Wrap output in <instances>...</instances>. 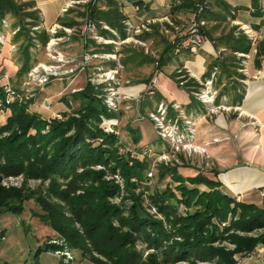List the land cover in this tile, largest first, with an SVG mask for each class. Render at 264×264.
Instances as JSON below:
<instances>
[{
  "label": "trees",
  "instance_id": "1",
  "mask_svg": "<svg viewBox=\"0 0 264 264\" xmlns=\"http://www.w3.org/2000/svg\"><path fill=\"white\" fill-rule=\"evenodd\" d=\"M201 1L180 0L171 6L170 12L191 13L206 22L231 13L228 4L218 0L219 13L208 8L207 2L197 15L196 4ZM134 4L140 6L141 1ZM258 5L259 0H252V8ZM68 13L62 20L65 25L73 26L79 18H85L104 22L122 37L125 35L124 17L117 0H89L80 10L71 9ZM8 18L13 20V40H20L19 69L27 71L34 61L30 47L38 43L44 48L50 35L42 27V18L32 1L0 0L1 29L6 30L4 21ZM210 31L205 28L206 38L215 46L218 42L225 47L228 55L208 63L206 76L218 66L222 75L230 77L236 72L232 65L236 60L234 53H247L251 40L243 32L234 35L235 28L215 38ZM185 35L166 42L163 62L179 52L191 53ZM104 47L108 50L111 46ZM263 58L264 36L256 46V67ZM2 73L0 69V79ZM4 86L0 83L2 102ZM241 86L235 82L232 89L239 92ZM241 96L236 94V99H232L240 102ZM64 98L67 100V96ZM71 99L79 105L64 120L43 118L29 111L26 103L15 101L1 106L0 114L6 118L0 124V208L20 212L23 202L34 198L42 211L40 219L57 231L71 249L94 264H240L238 255L252 254L258 246L264 249V204L236 201L235 196L222 189L218 172L212 176L203 172L183 176L176 168L164 173L168 175L164 188L144 196L137 189L147 181V160L137 158L129 150L120 151L117 134L105 132L101 126V121L113 113L88 82ZM129 129L134 144H138L140 135ZM19 175L26 180L47 182L45 194L25 186L6 187L1 182ZM152 208L155 212L150 211ZM222 223L227 226H221ZM224 241L234 248L221 245ZM58 248L50 245L43 250ZM147 250L151 251L145 255Z\"/></svg>",
  "mask_w": 264,
  "mask_h": 264
},
{
  "label": "rangeland",
  "instance_id": "2",
  "mask_svg": "<svg viewBox=\"0 0 264 264\" xmlns=\"http://www.w3.org/2000/svg\"><path fill=\"white\" fill-rule=\"evenodd\" d=\"M88 1L77 0L72 10H80ZM123 17L124 37L104 22L79 18L76 24L69 26L72 33H64L66 38L76 40L77 44L62 45L61 66L54 68V60L48 57L46 48L37 43L30 47L34 61L27 71L19 69L22 64L20 40H13L14 35L10 32L13 20L8 18L6 30L0 28V42L4 40L3 44L0 43V69L2 74H9L4 83L13 92L12 102L26 103L29 111L43 118L64 120L74 114L79 105L71 99L72 94L88 82L96 96L113 113L101 121L104 131L117 134L122 146L120 151L129 150L148 162L147 181L137 192L142 190L145 196L146 192L164 188L168 182V175L164 173L169 168H176L183 176L197 172L212 176L213 172H218L222 189L235 196L236 201H260L259 204H264V188L235 193L229 183H224L226 176L241 173L247 168L264 173V162L260 161L264 157V125L257 124L254 117L240 119V102H234L232 98L236 94L243 97L244 87L239 88L243 92L238 90L228 97L226 93L230 86L222 82L232 80L234 86L239 82L234 77L242 79L241 73L247 74V62L242 60L247 59L245 53H234L236 60L232 65L236 72L232 76L222 75L218 66H214L207 76L206 66L204 75L200 76L183 65V57L187 53L173 54L165 62L162 57L166 42L188 35L193 15L169 11L163 17L134 19L126 14ZM88 21L95 23V32L81 31ZM206 25H201L205 41ZM243 33L254 40V36L249 37L244 28ZM106 45H110V49L107 50ZM70 47L74 49L70 50ZM224 55H228V50L216 52L214 59ZM85 57L88 61L83 64L81 61ZM37 65L40 68L31 74V69ZM5 118L1 113L0 124ZM221 120H224L223 126ZM129 128L140 135L138 144H134ZM236 179L241 181L243 178ZM1 182L6 187L25 186L41 194H45L47 185V182L39 180H26L22 175L8 177ZM114 200L119 202L120 199ZM22 206L20 212L0 208V264H94L83 258L79 251L71 249L57 231L40 219L38 215L42 211L34 198L26 200ZM150 211L155 212L154 208ZM75 226L81 231L78 224ZM221 226H227V223ZM50 245H57L60 249L43 250ZM221 245L234 248L228 241ZM150 251H145V255ZM93 254L97 256L95 252ZM240 257H236L238 262ZM246 261L253 262L248 258ZM254 261L257 263L258 259ZM170 264L217 263L179 261Z\"/></svg>",
  "mask_w": 264,
  "mask_h": 264
},
{
  "label": "crops",
  "instance_id": "3",
  "mask_svg": "<svg viewBox=\"0 0 264 264\" xmlns=\"http://www.w3.org/2000/svg\"><path fill=\"white\" fill-rule=\"evenodd\" d=\"M17 1H32L34 3V8L39 12L42 18V27L44 29H49L53 24L59 23L67 28H71L62 23V20L67 17L69 10L73 8V4L77 0H17ZM141 1V5H135L134 2ZM225 1L231 9L230 15L225 17L220 15V20L217 21H204L207 23L206 30L210 29V34L212 37H218L221 34H226L229 29L235 28L234 35L238 36L240 32H243V28L251 29L254 40L251 41L250 50L245 53L247 62V74H242L243 78L236 79L244 87V95L240 101L241 107V117H254L257 120V124L264 125V58L262 59L260 66L256 67L254 63L256 46L259 41L262 40L264 36V0H259V5L257 8H252V0H223ZM122 14H126L131 18L137 19L140 17L153 16V17H163L169 13L171 6L178 4L180 0H117ZM199 2V1H198ZM197 2V4H198ZM218 0H209L208 8L214 10L215 12H220L217 7ZM196 4V6H197ZM68 7L66 11L64 8ZM192 15L191 13H189ZM72 30V28H71ZM82 31V30H81ZM72 33V32H71ZM63 40L59 44L61 50L63 44L69 43L71 46L77 41L66 38L64 32L60 33ZM72 36V35H71ZM68 40V41H67ZM66 41V42H64ZM215 46L208 38L204 42L201 48H197L191 53L185 54L183 57V65H187L192 72L197 75L203 76L206 70L207 63L214 59L216 52L222 50L226 51L225 47L216 43ZM74 49L70 47V50ZM241 69V68H240ZM240 71V70H239ZM7 72L2 75L0 83H4L7 79ZM6 79L4 80V78ZM227 83L229 87L228 97H232V94L236 93L233 90L232 80H228ZM225 85V86H226ZM223 86V85H222ZM224 86V87H225ZM237 121L238 118H237ZM221 125L223 126L224 120H221ZM239 122H237L238 124ZM258 127V125H257ZM264 162V157L260 160ZM244 169V168H243ZM246 171H241V173L231 174L225 177L224 183H229V187L235 193H239L240 190H247L253 188H264V173L258 169L247 168ZM244 172L245 175H244ZM242 179L238 181V179ZM241 182V183H240ZM245 201V200H242ZM247 202V201H246ZM253 202V201H252ZM254 203H261L260 201ZM251 259V261H246V259ZM258 259L256 263L254 260ZM240 264H264V249L258 246L255 251L247 256H241L239 259Z\"/></svg>",
  "mask_w": 264,
  "mask_h": 264
},
{
  "label": "built area",
  "instance_id": "4",
  "mask_svg": "<svg viewBox=\"0 0 264 264\" xmlns=\"http://www.w3.org/2000/svg\"><path fill=\"white\" fill-rule=\"evenodd\" d=\"M208 1L209 0H202L201 3L197 4V15H200V13L203 11V7L205 6V4H207ZM67 9H68V7L64 8V11H66ZM203 23H204L203 20L199 19L198 17H195L194 20H192L188 26L187 39H188V44L191 47V51H194L197 48H200L205 42V37L201 32V25ZM4 26H7L6 21H4ZM104 27H107V26H104ZM46 31L50 35L49 40L45 45L46 52H47L48 57H50V59L54 60L53 67L56 68L58 66H61V64L59 62L61 61L62 52L60 51L59 44L63 40V37H62V35H60V33L64 32V33L70 34L71 29L62 26L59 23H56V24H53ZM95 31H96V25L92 21L86 22L84 24V26L82 27L83 33H85V32H92L93 33ZM244 31L246 34H249L248 35L249 37L253 36L251 29L244 28ZM0 43L3 44L4 40L2 39ZM87 61L88 60L85 57V58H83V60L81 62H83V64H85ZM43 66H44V69L47 70V67H45V65H43ZM38 68H40L39 65L33 67L30 71L31 74H32V71L34 72ZM46 70H44V71H46ZM39 74L34 73V75H39ZM104 74L109 75L107 72H105ZM4 93H5V102H2L0 100V108L4 103L5 104L10 103L13 100V97H12L13 92L11 91V89L7 85L4 86ZM0 111L2 112V110H0Z\"/></svg>",
  "mask_w": 264,
  "mask_h": 264
}]
</instances>
